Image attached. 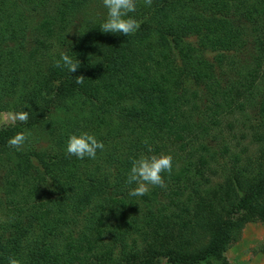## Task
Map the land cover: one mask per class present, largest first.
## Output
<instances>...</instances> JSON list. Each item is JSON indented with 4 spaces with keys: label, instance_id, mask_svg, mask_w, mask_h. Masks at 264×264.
Here are the masks:
<instances>
[{
    "label": "trees",
    "instance_id": "obj_1",
    "mask_svg": "<svg viewBox=\"0 0 264 264\" xmlns=\"http://www.w3.org/2000/svg\"><path fill=\"white\" fill-rule=\"evenodd\" d=\"M48 1L0 0V102L39 104L0 131V264H230L226 245L264 223V0H136L130 36L100 30L102 0ZM81 131L95 159L66 152ZM141 153L173 168L131 196Z\"/></svg>",
    "mask_w": 264,
    "mask_h": 264
},
{
    "label": "clouds",
    "instance_id": "obj_2",
    "mask_svg": "<svg viewBox=\"0 0 264 264\" xmlns=\"http://www.w3.org/2000/svg\"><path fill=\"white\" fill-rule=\"evenodd\" d=\"M147 6H151L153 0H144ZM104 7L107 9V16L100 26V30L104 33H122L130 36L139 28L141 21H138L130 13L136 11V0H102ZM57 67H66L70 73L75 72L80 66L79 60H73L66 53L60 54V60L55 62ZM77 84H83L84 76L75 77ZM29 121V112L20 110L8 113L7 115L0 114V126H15L17 122L27 123ZM27 137L24 132H17L8 139V146L22 150ZM147 144V139L144 141ZM97 149L103 150L104 144L99 141L95 135L81 131L79 134L73 133L69 136L66 152L70 156H75L83 160L85 157L95 159ZM148 152L152 149L149 146ZM173 168V158L170 154H144L141 153L138 158L132 160L130 173L127 177L129 185L135 184V187L130 190L131 196H143L150 191V186H159L166 188L165 180L162 173L171 174ZM8 264H21V262L9 257Z\"/></svg>",
    "mask_w": 264,
    "mask_h": 264
},
{
    "label": "rangeland",
    "instance_id": "obj_3",
    "mask_svg": "<svg viewBox=\"0 0 264 264\" xmlns=\"http://www.w3.org/2000/svg\"><path fill=\"white\" fill-rule=\"evenodd\" d=\"M57 1L49 0L46 5V14L51 15L55 11V4ZM41 13V12H40ZM198 98L199 107L204 110L211 111L212 106L209 101L208 92L202 88ZM31 104V105H30ZM30 105V106H29ZM36 105L39 106L38 100L32 99L27 94H17L10 99L0 102V114L7 115L8 113L29 110V114H35ZM34 106L31 110L29 107ZM209 106V107H208ZM39 110V109H38ZM41 112V111H40ZM200 112V111H199ZM38 115H41L39 113ZM9 126H0V131L7 129ZM44 146V144H42ZM224 255L230 264H264V223L259 219L247 222L240 230L239 237L226 245ZM162 264H168L165 260L161 261Z\"/></svg>",
    "mask_w": 264,
    "mask_h": 264
}]
</instances>
